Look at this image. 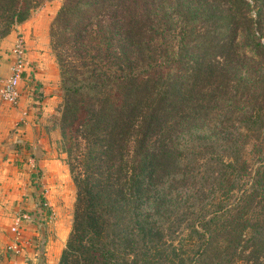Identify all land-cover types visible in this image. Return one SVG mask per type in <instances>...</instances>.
<instances>
[{
  "label": "trees",
  "instance_id": "obj_1",
  "mask_svg": "<svg viewBox=\"0 0 264 264\" xmlns=\"http://www.w3.org/2000/svg\"><path fill=\"white\" fill-rule=\"evenodd\" d=\"M42 2L0 0V35ZM222 17L202 0H64L76 201L58 264H264L263 20Z\"/></svg>",
  "mask_w": 264,
  "mask_h": 264
},
{
  "label": "rangeland",
  "instance_id": "obj_2",
  "mask_svg": "<svg viewBox=\"0 0 264 264\" xmlns=\"http://www.w3.org/2000/svg\"><path fill=\"white\" fill-rule=\"evenodd\" d=\"M202 1L204 9L222 14L223 17L227 16V13L231 15L232 12L237 15L252 16L255 19L261 16L264 32V0ZM63 2L64 0H43L25 21L15 22L5 35H0V38L12 33L18 37L17 32L20 31L21 25L30 21L41 24L49 19V48L52 56L56 58L52 43V25ZM3 23V21L0 23V30H3ZM53 34L54 40L61 38L62 31L58 25H55ZM67 98L60 77L59 103L55 111L49 115L48 121L57 124L60 131L58 151L61 163L57 164V169L53 170V174H49L50 178H48L39 162L32 157L29 161L23 159L27 153L32 156L33 148L27 146L26 143L18 142L17 131L22 121H17L13 111L14 105L5 102L0 96V264H15L14 257L22 254L26 245L33 240L32 238H38L39 235H45L47 243L45 247L38 246L40 250L35 243H31L30 246L32 245L35 249L37 256L32 259L25 255L23 257L25 264H58L66 246L73 225L76 201V186L68 166V153L61 126L62 110ZM52 181L53 184L49 185ZM39 200H44L48 209L43 211L46 215V223L42 224L34 218L35 216L28 215V210H31V213L37 211L33 209L36 208L34 204ZM24 214L29 218H22ZM19 218H22V221L30 220L28 224L27 220L23 224L33 227L35 231L28 239L24 238L26 243L20 242L19 250L13 251L10 246L15 243L16 235L12 230V225ZM27 227L26 231L29 229ZM30 232L32 233V230Z\"/></svg>",
  "mask_w": 264,
  "mask_h": 264
},
{
  "label": "crops",
  "instance_id": "obj_3",
  "mask_svg": "<svg viewBox=\"0 0 264 264\" xmlns=\"http://www.w3.org/2000/svg\"><path fill=\"white\" fill-rule=\"evenodd\" d=\"M48 24L49 19L41 24L30 21L21 25L20 31L17 32L22 33L20 35L26 43L27 67L20 81L23 94L20 101L13 106V111L17 121H22L17 131L18 142L26 143L33 148L32 156L27 153L23 159L29 161L32 157L46 171V177L50 178L49 174H53L57 164L61 163L58 151L60 131L57 124L48 121L49 115L55 111L59 103L60 68L49 48ZM16 38L13 33L0 38V86L11 73L10 50ZM52 184L53 181L49 183ZM27 228L29 233L26 239L35 231L33 227ZM22 254L14 257L15 264H25L23 260L25 255L32 259L37 256L30 243L26 245Z\"/></svg>",
  "mask_w": 264,
  "mask_h": 264
},
{
  "label": "built area",
  "instance_id": "obj_4",
  "mask_svg": "<svg viewBox=\"0 0 264 264\" xmlns=\"http://www.w3.org/2000/svg\"><path fill=\"white\" fill-rule=\"evenodd\" d=\"M10 55L12 56L11 67H10L11 73L8 77H6V79L4 80V82H2L0 86V96L2 100H4L5 102L11 105H16L20 101L23 94V91L20 88V81L22 80L23 72L26 71V67H27L26 43L22 35L19 34L18 37L16 38V41L10 50ZM44 200H39L37 203L34 204L36 208L33 210L37 209L35 213H31V210H28L29 212L28 215L32 217L35 216L34 218L37 219L41 224L43 222L46 223V215L44 214L43 211L45 209L48 210L46 207V202ZM28 215L24 214L22 218L24 217L29 218ZM22 218L16 220V222L12 225V230L16 235L15 243L10 246V248L13 251L19 250L18 248L20 242L26 241V239L24 238L26 237L27 234V231L25 230L27 226L23 224V222H25L27 219L25 221H22L23 220ZM28 222L31 221L27 220V224ZM32 239L33 240L30 241V244L35 243L37 247L38 246H40L41 248L45 247V244L47 243L45 235L42 236L39 235L38 238L35 237Z\"/></svg>",
  "mask_w": 264,
  "mask_h": 264
}]
</instances>
